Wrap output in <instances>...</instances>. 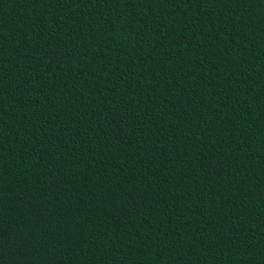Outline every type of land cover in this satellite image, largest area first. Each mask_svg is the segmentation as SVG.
Segmentation results:
<instances>
[{
	"label": "trees",
	"instance_id": "16d2710c",
	"mask_svg": "<svg viewBox=\"0 0 264 264\" xmlns=\"http://www.w3.org/2000/svg\"><path fill=\"white\" fill-rule=\"evenodd\" d=\"M0 264H264V0H0Z\"/></svg>",
	"mask_w": 264,
	"mask_h": 264
}]
</instances>
